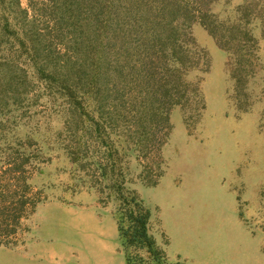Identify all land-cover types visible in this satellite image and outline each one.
<instances>
[{
	"label": "rangeland",
	"instance_id": "1",
	"mask_svg": "<svg viewBox=\"0 0 264 264\" xmlns=\"http://www.w3.org/2000/svg\"><path fill=\"white\" fill-rule=\"evenodd\" d=\"M172 1L0 0V196L35 202L5 261L66 264L46 227L93 216L126 264H264V0H216L176 53ZM140 205L155 244L127 249Z\"/></svg>",
	"mask_w": 264,
	"mask_h": 264
},
{
	"label": "trees",
	"instance_id": "2",
	"mask_svg": "<svg viewBox=\"0 0 264 264\" xmlns=\"http://www.w3.org/2000/svg\"><path fill=\"white\" fill-rule=\"evenodd\" d=\"M174 1V2H173ZM174 6L171 8L164 9L167 11L169 18H172V22L181 21V24L171 26V32L164 36L161 33L158 36V41L161 43L165 40L164 45L167 46V42L176 43L173 47L174 53H176V47L180 39L184 36L182 31L184 26L190 27L192 24L199 22L205 27L210 35H218L217 21L218 17L211 14V6L216 0H173ZM151 14V13H150ZM150 14H147L150 15ZM182 31L181 33H179ZM79 63V59H77ZM2 195V194H1ZM35 202L31 199H21L16 202H11L6 199L5 196H0V239L1 237L9 238L17 235L21 230V220L27 211V206H35ZM139 211L136 214L135 211L129 210L124 218V221L119 223V230L121 237L124 239V245L127 249L135 248L142 250L145 248L146 243L155 244L154 239L149 234V222L151 212L146 209L143 205L139 206ZM124 224H127L126 226ZM8 241V240H7ZM11 243L10 241L6 242ZM138 256L135 258V260ZM133 258L128 256L127 264H133ZM137 264H146L143 258L138 259ZM135 264V263H134Z\"/></svg>",
	"mask_w": 264,
	"mask_h": 264
},
{
	"label": "crops",
	"instance_id": "3",
	"mask_svg": "<svg viewBox=\"0 0 264 264\" xmlns=\"http://www.w3.org/2000/svg\"><path fill=\"white\" fill-rule=\"evenodd\" d=\"M103 225L96 217H91L90 223L76 224L64 216H57L55 222L46 227L48 236H57V250H74L77 257L66 259V264H77L79 260L84 264H126L120 253V237L115 228L113 219H104ZM111 227V228H110ZM56 229V230H55ZM45 233V231H44ZM54 234V235H53ZM50 239V240H51ZM46 237L41 234L40 242H45ZM58 251V252H59ZM79 252V253H78ZM0 251V264H20L21 260L13 256L11 259H3Z\"/></svg>",
	"mask_w": 264,
	"mask_h": 264
}]
</instances>
